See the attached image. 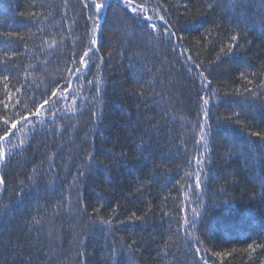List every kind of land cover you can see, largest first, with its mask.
I'll return each instance as SVG.
<instances>
[{
  "label": "trees",
  "instance_id": "1",
  "mask_svg": "<svg viewBox=\"0 0 264 264\" xmlns=\"http://www.w3.org/2000/svg\"><path fill=\"white\" fill-rule=\"evenodd\" d=\"M90 2L0 0V34L24 37L0 35V58L14 53L27 79L21 93L0 82V135L74 51L94 34L99 45L55 116L41 110L0 141V264H197L192 235L221 254L210 264H264V140L250 135L264 134V0H97L99 19ZM233 34L243 47L225 55Z\"/></svg>",
  "mask_w": 264,
  "mask_h": 264
},
{
  "label": "snow or ice",
  "instance_id": "2",
  "mask_svg": "<svg viewBox=\"0 0 264 264\" xmlns=\"http://www.w3.org/2000/svg\"><path fill=\"white\" fill-rule=\"evenodd\" d=\"M125 4L131 5L132 0H124ZM34 6V5H33ZM94 6L95 8V12L97 13L96 19H99L98 14L102 11V9L105 7V4L97 2V0H91L90 3H84V7L91 9ZM137 7H140L139 5H137ZM187 6L185 5V8ZM214 5L213 3H208L207 5V9L211 10L213 9ZM133 12L136 11V8L132 9ZM35 13H33L34 15ZM145 20H148L149 17H145ZM160 19L163 20V17H161ZM93 23L95 24V20L93 21ZM147 27H149L152 31H157V26L154 24L149 23L147 25ZM93 32L95 33V29L93 30ZM3 36V38L7 41H11L13 39H20L23 40L24 37H13L10 34H0ZM166 35H168L169 37H176V33L174 31H168L166 33ZM183 39V37H177V40ZM240 47H243V45L240 44L239 42V37L236 34H233L229 37V41L228 44L226 45V48L228 49V51H226L225 48H221V53H224L225 55L229 54L230 51H234ZM99 51V45H98V41L95 38V34L93 35L92 38L89 39L88 44L85 46V49L83 50L82 54L79 55V60L77 61L76 57H77V53L74 51L72 54V59L71 61H65V72H66V76H60L59 78L53 79L52 80V89L50 90V95L48 90L45 91V94L41 97V102L37 104L35 98L32 99V103L34 106V111L25 114L24 112H21L19 114V118L15 119L11 122L10 127H6L4 134L0 135V141H5L7 140L9 133L11 132V130L16 129L18 125H21L22 122H28L30 120L31 116H36L39 117L41 114V110H43L44 112H52L53 116H55L57 114L58 111H60V109H57V105L60 104L62 99H67L68 96L71 95V92L69 90L68 87H66L65 85H70L71 83H73L74 81H79L80 76L81 75H85L87 73L91 72V68L93 66V57L96 56L97 52ZM99 59V64H96L95 66L97 68L100 67V64L104 63V57L101 55L98 57ZM220 57L217 56V60H219ZM69 63L71 64V66L69 67ZM187 63L189 65H193L195 64L196 68L199 69L200 65L196 64V60L195 58L191 55V53L188 54L187 56ZM15 66V54L14 53H9V52H4L3 57L0 58V82L3 83V87L5 90V94H7L8 92L12 91L14 89V93H21L22 90H24L27 87V79L25 78L24 82H21L19 79V74L17 73L16 75H13V69ZM262 71H264V69H262ZM257 73H253V75H256ZM199 76L200 78L205 81L204 84H202V88H210L211 86V81L208 80L207 76H205L204 71L201 70L199 72ZM74 78V79H73ZM240 78L244 79L245 74L242 72L240 74ZM15 80L16 83L20 84V87H15L11 82ZM65 81V84H61V81ZM89 84H93L94 81H88ZM248 83L251 84L252 81L248 80ZM63 89V91L65 92V96H60L58 95V92ZM97 91H99V87L97 85ZM237 92H239V90H237ZM245 92L248 93H252V89L250 88H245ZM26 94V93H25ZM227 95V93H226ZM254 96H256L257 94L253 93ZM47 97V98H45ZM17 99H19V97H16ZM200 99L203 101L204 105H208L209 104V100L205 99L203 96L200 97ZM0 103H3V107L5 109L8 108V103L6 102H2L0 101ZM53 109H56V111H53ZM95 115V113L93 114ZM235 116H239V113H234ZM204 119L207 120L209 119V115L208 112H204ZM227 119H232V117H228ZM237 123L239 122L238 120L236 121ZM3 124L5 126L9 125V121L8 120H4ZM200 128V135H201V140L197 141V144L201 143V141L204 138V125L200 124L199 125ZM14 135V132L12 133ZM250 135L253 136H259V138L261 140H264V134L261 133H250ZM20 147H23V143H21ZM91 158V157H90ZM5 159V155L3 153L2 150H0V161H3ZM203 163V160L200 158L196 159V165L199 166L200 164ZM83 172H80L79 175H83ZM189 175H191L189 173ZM4 181L2 179H0V184H3ZM201 187V173L197 172L195 174V188L199 189ZM262 187H264V184H262ZM18 195H22V193H18ZM34 221L36 224H39L40 221L39 220H35ZM190 225L191 227L195 228V221H188L187 218L185 219V224L181 225V227L185 228V231L187 230V226ZM192 240L195 241V243L197 244V247L195 248V254L199 256V260L197 261V264H210V257L213 255H221L220 253H216V252H211V253H206V254H201V247L202 245V240L200 237H197L195 235H192L191 237ZM132 243H135V241H133ZM131 244L128 245L129 248H131ZM259 247H264V246H259ZM249 249H251L252 251H255V248H253L252 245H249ZM81 255H83L81 253ZM206 256L208 258H206Z\"/></svg>",
  "mask_w": 264,
  "mask_h": 264
},
{
  "label": "water",
  "instance_id": "3",
  "mask_svg": "<svg viewBox=\"0 0 264 264\" xmlns=\"http://www.w3.org/2000/svg\"><path fill=\"white\" fill-rule=\"evenodd\" d=\"M100 23H101V20H100V22H99V25H98V27L100 26Z\"/></svg>",
  "mask_w": 264,
  "mask_h": 264
}]
</instances>
